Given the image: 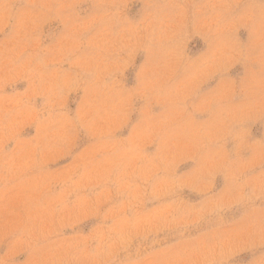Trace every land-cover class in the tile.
<instances>
[{"label": "clouds", "instance_id": "obj_1", "mask_svg": "<svg viewBox=\"0 0 264 264\" xmlns=\"http://www.w3.org/2000/svg\"><path fill=\"white\" fill-rule=\"evenodd\" d=\"M0 264H264V0H0Z\"/></svg>", "mask_w": 264, "mask_h": 264}]
</instances>
